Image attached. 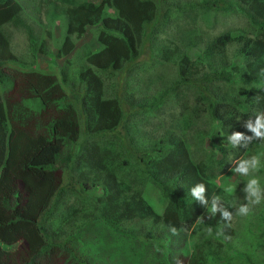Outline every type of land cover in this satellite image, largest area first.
<instances>
[{"label": "trees", "instance_id": "1", "mask_svg": "<svg viewBox=\"0 0 264 264\" xmlns=\"http://www.w3.org/2000/svg\"><path fill=\"white\" fill-rule=\"evenodd\" d=\"M202 4L207 15L238 10L249 21V34L221 35L202 54L192 56L195 59L180 48L173 53L167 48L163 57H170L178 68L174 83L167 80L168 89L159 95L131 94L126 102L134 114L157 115L171 93L179 103L182 88L194 93L200 89L198 106L208 102L206 118L213 123L198 131V142L205 145L209 139L217 147L222 132L231 137L242 134L229 150L221 149L218 164L224 167L230 157L246 155L255 137L248 125L254 126L255 114L264 109V0H202ZM171 5L163 0H59L67 35L56 57L72 64L68 57L77 47L74 37L81 40L92 27H98L102 47L88 49L73 77L63 69L59 80L34 67L48 45L25 18L23 5L18 0H0V264H107L110 256L121 253L133 262L137 248L117 231L138 219L144 221L140 228L149 226L150 234L170 230L176 257L184 264H264V202L256 214L254 200L247 203L251 208L247 215L254 214L247 239L253 241L236 247L235 204L230 198H216L218 189L208 161L205 156L194 160L183 139H168L161 147L145 151V160L140 158L145 173L165 180L159 183L166 196L162 215L123 179V164L128 161L121 160L117 142L94 139L118 133L126 119L123 101L111 96L106 75L122 72L141 57L149 35L168 22ZM14 30L27 36L29 54L15 52ZM234 40L240 61L226 63L221 58L211 72H203V58L213 60ZM10 64L25 69L14 74ZM238 81L253 84L258 103L254 112L243 113L240 90L228 88ZM35 102L41 107L37 111L32 108ZM185 102L178 114L181 130L187 133L195 131V121L203 112ZM178 114L170 113L172 118ZM121 150H126L124 145ZM200 184L205 186L203 200L191 194ZM101 186L105 194L97 196L95 190ZM199 223L208 228H197L196 239L192 233Z\"/></svg>", "mask_w": 264, "mask_h": 264}, {"label": "rangeland", "instance_id": "2", "mask_svg": "<svg viewBox=\"0 0 264 264\" xmlns=\"http://www.w3.org/2000/svg\"><path fill=\"white\" fill-rule=\"evenodd\" d=\"M18 1L24 7L25 18H27L28 22L34 24L33 28L36 34L41 35V38H44L48 45L47 53L39 55L35 62L34 67L36 70L56 75L60 80V72L64 69L69 77H73L74 71L79 67L80 61H82V57H84L87 50L99 51L102 48L97 40L98 27L89 28L81 40L74 37L77 47L74 53L68 57L73 63L65 65V59L56 57L57 50L67 35V18L62 14L63 10L60 9L59 0ZM93 1L99 2L100 0ZM163 1L172 4L168 22L164 23L158 31H153L149 35L143 54L137 61L127 64L122 72L116 75L107 74L105 77L107 88L112 92L111 96L116 95L123 101L122 108L127 112L126 119H124L118 133H111V137L100 136L94 139L99 143H104V141L117 142L119 146L118 151L123 154L121 160L128 161L126 164H123L121 174L123 179L126 183H132L131 190L142 195L160 215L163 214L166 206V196H164L163 190L159 185L164 179L145 173L143 171L144 162L142 163L140 158L143 157L145 160L146 155H143L145 151L152 150L153 147H161L162 142L168 139H183L194 160L200 159L202 161L205 156L208 161L207 165L213 174L212 181L218 189V196L216 198L220 196L230 198L235 204L232 216L237 221L239 229L237 237L234 240L235 246H241L246 241L251 243L253 240L247 239L249 229L252 228L250 222L253 221L254 214L259 212L258 209L263 207L264 202V139L254 137L253 141L248 145L246 155L235 160H233L234 156H232L224 167H220L218 162L223 158L221 149L229 150L232 146L231 136L226 132H222L216 142L217 147L209 139L206 140L205 145L198 142V131L208 129L213 123L206 118L208 113L205 104H208V102L198 106L197 97L201 92L200 89L194 93L186 87L182 88V97L179 98V103L174 98L173 93H171L166 99L167 103L163 111L157 115L142 112L134 114L126 102V98L130 97L131 94L137 98H150V96L159 95L162 91L168 89L167 80H172L174 83V80L177 78L178 68L170 57H168L169 59L163 57L164 54L168 53L167 48L171 47L170 53H173L176 48H180L183 51L182 53H188L192 59H195L197 57L192 56L202 54L212 44L213 40L221 35L229 34L235 38L242 34H249V21L238 10L228 13H216L213 11L207 15L202 0ZM165 11L166 5L164 4L161 7V15ZM110 12L113 13L112 10ZM49 13H54L52 18L49 16ZM14 31L13 48L15 52L20 56L28 53L29 42L27 36L23 31ZM23 58L26 61H30L27 56ZM221 58L226 63L230 60L240 61L241 58L237 55V42L235 40L229 43L222 52H218L213 57V60L208 56L204 57L203 66L205 64V68L203 72H211L214 68V63L218 64ZM240 66H242V62ZM8 67L14 74H17V71L23 72L25 69L21 68L18 64H10ZM252 87V83L238 81L228 88L237 93L242 89L251 91ZM215 89L216 85L213 86V90ZM185 100L189 101L192 107L197 105L201 108L200 112H203L202 116L198 117L195 121V131L187 133L181 130V115L178 114L184 109V104H188ZM238 103L245 105L243 113L247 111L248 113L254 112L258 108V104L254 102L250 105L245 103L244 98L240 94H238ZM32 108L37 111L41 107L35 102ZM262 111L264 109L259 112ZM170 113L178 115L172 118ZM255 116L257 117V114ZM46 119L47 115H45L43 120ZM123 145L126 148L125 151L121 150ZM210 156L213 159L208 158ZM254 157L257 160L256 166L252 167L249 165V172L247 174L242 176L239 172L235 171L242 160L251 161ZM60 174L61 172H59ZM253 178L258 180V184L255 187L258 189L261 202L260 204L253 203V215L241 216L239 209L242 206L248 207L247 203L256 199L248 191V184ZM95 192L97 196L105 194L102 186L96 189ZM248 208L251 210L250 207ZM209 210L211 211L210 208ZM143 224L144 221L138 219L137 222L127 223L120 231H117L120 237L131 241L137 248V251L133 254V262L121 253L115 258H111L109 255L110 259L107 264H167L169 261L172 264H184L176 257V248L171 240L170 230L161 228L150 234L147 232L148 225L140 228ZM199 224L195 225L192 233L196 239L199 238L197 228L203 230H205V227L208 228L205 224H200L204 227H199ZM166 247L168 250H166ZM140 256L141 258L138 260Z\"/></svg>", "mask_w": 264, "mask_h": 264}, {"label": "clouds", "instance_id": "3", "mask_svg": "<svg viewBox=\"0 0 264 264\" xmlns=\"http://www.w3.org/2000/svg\"><path fill=\"white\" fill-rule=\"evenodd\" d=\"M262 86H264V81L262 82ZM246 92H250L252 94L248 95ZM239 94L241 97L244 98V102L248 103V105H250L252 102H254L255 104H258L256 102L254 92L248 91L246 89H242V90H240ZM248 126L251 129V131L254 133V136L256 138L264 139V111L257 113V118L255 120L254 126L251 123H249ZM241 135H242L241 133L237 132L232 137H230V139L233 141V145H235V143L241 139ZM256 163H257V160L255 157L251 161L242 160L240 162L239 167L235 171L239 172L243 176L249 172V165H251L252 167H255ZM257 184H258L257 179H255V178L251 179L249 184H248V191L251 193L252 196L256 197V199H255V201H253V203L260 204L261 200H260V196L258 194V189H257V187H255ZM229 191H230V189H229ZM204 192H205L204 184H200L197 187L191 189L192 196L194 198L200 199V200H203V193ZM212 211L213 212L216 211L215 203L213 204ZM248 213H249L248 207L242 206L239 209V214L241 216H246ZM224 215L229 216L230 214L228 212H225Z\"/></svg>", "mask_w": 264, "mask_h": 264}]
</instances>
